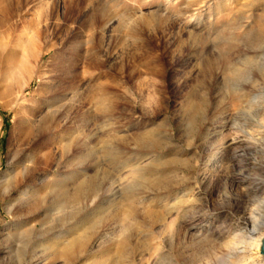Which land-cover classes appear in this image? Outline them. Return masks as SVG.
Instances as JSON below:
<instances>
[{"label": "rangeland", "instance_id": "374dc122", "mask_svg": "<svg viewBox=\"0 0 264 264\" xmlns=\"http://www.w3.org/2000/svg\"><path fill=\"white\" fill-rule=\"evenodd\" d=\"M112 1L0 0V181L17 120L40 125L59 109L65 121L41 142L62 163L57 188L76 192L84 132L87 197L67 215L45 211L44 225L89 239L69 259L55 240L34 242L6 202L18 215L35 198L18 203L13 191L4 201L0 191V264H147L141 252L151 264H264V238L250 253L264 210L245 211L253 187L264 192V92H231L245 77L230 71L232 50L257 36L264 10L254 0H194L188 14L192 0ZM52 178L35 181V197ZM139 191L152 195L142 201ZM125 237L123 259L105 261Z\"/></svg>", "mask_w": 264, "mask_h": 264}, {"label": "bare ground", "instance_id": "6f19581e", "mask_svg": "<svg viewBox=\"0 0 264 264\" xmlns=\"http://www.w3.org/2000/svg\"><path fill=\"white\" fill-rule=\"evenodd\" d=\"M120 1L121 0H113L111 3V6L113 8H115L116 6H118ZM204 2H205V4L206 3L209 4L210 8L214 7L212 0H204ZM196 5H197V2L192 0L191 4H188L184 8L183 14H188V13L198 9V7L194 8ZM252 5L256 6V8H261L264 10V0H254ZM136 9H140V8H136ZM112 12H114V11H112ZM115 13H117V12H115ZM130 13H133V12H128V15H131ZM135 13H137V12H134L133 14H135ZM138 13L143 14V12H141V11ZM190 16L192 17L191 20H195V18L193 17L194 16L193 14ZM3 20H4L3 15L0 14V23L3 22ZM234 28H232V30ZM192 29L190 30V33L194 34V32H196V31H194V29L193 30ZM200 32L201 31H199V33ZM226 36L228 37V34ZM231 39H232V36H231ZM230 40H229V42H230ZM81 41H83V39ZM86 42H87V40H86ZM246 43H247L246 46H244V47L243 46H237L235 49L232 50L233 52L238 53L239 57H238V59H235L234 57H232V59L233 58L234 59L231 60L232 65L230 66V71L235 73L237 70H240V74L244 75L245 78H244V80H242V82L240 84H234V86L231 89V92H247V94H248V92H264V90H259V88H261L263 86H260V83L258 82V79H257V78H261L262 81L264 82V21L262 22V24L259 27V32H258L257 36L248 39ZM259 61L260 62L262 61V62L260 63ZM246 62H250L253 64L254 63L260 64V68L255 69V71L254 70L253 71H251V70L247 71V70H242L238 67L239 63L244 64ZM22 67H26V65L23 64ZM256 96L257 95L254 94V97H256ZM58 112H59V109H57V110L54 109L52 111V114L49 116V120L46 119L40 125H34V123L31 122L32 117L28 118L29 115L26 118H20L19 120H17V123H15V124H16V127L18 126L19 131H18V135H17L16 139L14 140L15 141L14 147L10 149V153H11V160L9 162L10 167L7 170V172L3 175L2 180L0 181V191H1L2 199L4 201H7V198L11 197V194L13 193V191L17 192V196L13 200L17 201L18 203H21V202L27 203L31 199L35 198L33 200V202L29 204V206L26 208V210L23 212H20L18 215H16L12 211L14 206H15V203H11V201L6 202L7 207L9 209V213L11 214L12 217H14L13 220L16 222L15 223L16 226H19V227L27 226L26 230H24V231L27 234L30 233L33 235L32 240L34 242H37V241H44V242L48 241L49 242L51 240L52 241L55 240V241H53L54 245H55V250H54L55 253L62 254L66 258L69 259V258L73 257L77 251L83 250L85 248V246L87 245V239H88L87 235H85L83 233L82 234L79 233L75 237H70L71 235H70V233H68L67 228H64V229L59 228L58 229L54 225H51V227H49V226H45L44 224H45L47 218L50 216L51 211L53 209H58V210H56V212H54L52 214H56V216L59 215V217H60V214L63 216L67 215V213L70 211L71 206L75 200L78 201L79 205H81V204L84 205L86 203V197H87V195H86L87 191L86 190L88 188V180H87L88 168H87V163H86L85 153H84L85 145H86L85 140H84L85 134L83 131H81L80 148H79L80 149L79 150L80 161H79V171H78V178H77L78 188H77L76 192H73L69 188H64L65 184L63 186H61V188H57L56 183H58L57 181H59L57 179V177L63 173L62 171H60L62 163H61V161L56 160V158H53L54 156H52L51 151H47L44 149L45 146L41 142V139L44 135L43 131L50 132L51 130H53L54 129L53 124L57 120H64L65 121V119H66L65 117L67 115L66 116L65 115L60 116V112H59V115H58ZM110 118H113V116H109V119ZM44 123L47 124L45 128L42 126ZM41 127H43V128H41ZM260 138H258V139H260ZM258 139H257V141H258ZM223 143H225V141ZM127 153L128 152H125L124 155H127ZM139 157L141 159V158L145 157V155H140ZM130 159L131 158L125 159L123 161L124 162L123 164L126 166L129 165ZM15 165L18 168V177H15V179H14V176L10 175V173L14 170ZM51 170L53 172V178L51 180L53 185H50V187H49L50 190L47 191L45 194H43L39 197H35V194L38 190L36 189L35 185H33V184L37 180L40 181L39 182L40 184L48 182V173L51 172ZM257 189H258L257 186L253 187L252 190L254 191V196L252 198H250L248 205L245 206V211L250 212L251 214L252 213L259 214V213H261L262 210H264V192L259 193ZM141 193H144V194H141ZM135 195L140 196L142 201H146L149 199V197L152 194L147 193L145 191L144 192L139 191V192H135ZM136 198H138V197H136ZM45 211L50 213V214H46ZM41 215H43L44 220L41 222V226H39L37 220H38V218H40ZM56 216H53L54 219H56L55 218ZM62 221H64V220H62ZM1 222H2V219L0 217V223ZM65 224H67V222H65ZM263 224H264V222H262V225ZM252 233H253V235H255L254 236L255 246L253 245L255 250L250 252V253L251 254L259 253L261 250V247L263 245L264 230L258 224H254L253 229H252ZM63 237H65V239L60 244H56V239L63 238ZM127 243H128V238L125 237V238L121 239L118 242V248H119L118 251L119 252H117V256H114V255L111 256L110 255L111 257H108L107 259H105V261L108 260V262H109L110 260H113L115 263H117L118 261H120V259H123L122 257L126 255V253H125L126 249L125 248H126ZM85 251H86V249H85ZM146 254H147L146 252H141L139 254L140 255L139 257H140L142 262L144 260H147L148 261L147 264H151V262L153 261V258L152 257L147 258ZM254 257H255V255H254ZM103 263H104V261H103Z\"/></svg>", "mask_w": 264, "mask_h": 264}, {"label": "water", "instance_id": "95a60500", "mask_svg": "<svg viewBox=\"0 0 264 264\" xmlns=\"http://www.w3.org/2000/svg\"><path fill=\"white\" fill-rule=\"evenodd\" d=\"M263 249H264V247H263Z\"/></svg>", "mask_w": 264, "mask_h": 264}]
</instances>
